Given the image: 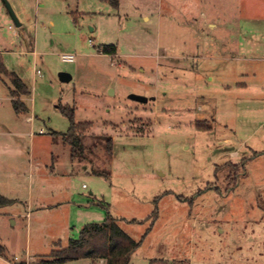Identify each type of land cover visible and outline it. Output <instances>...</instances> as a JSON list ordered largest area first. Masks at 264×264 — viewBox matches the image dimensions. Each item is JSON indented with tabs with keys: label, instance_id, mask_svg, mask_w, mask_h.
I'll return each mask as SVG.
<instances>
[{
	"label": "rangeland",
	"instance_id": "374dc122",
	"mask_svg": "<svg viewBox=\"0 0 264 264\" xmlns=\"http://www.w3.org/2000/svg\"><path fill=\"white\" fill-rule=\"evenodd\" d=\"M8 1L23 24L0 0V55L31 93L17 114L0 77V264H45L108 215L140 240L154 211L128 264H264V66L249 50L264 0ZM59 105L92 123L76 158L52 135L70 126ZM61 197L69 229L61 209L36 210Z\"/></svg>",
	"mask_w": 264,
	"mask_h": 264
},
{
	"label": "trees",
	"instance_id": "16d2710c",
	"mask_svg": "<svg viewBox=\"0 0 264 264\" xmlns=\"http://www.w3.org/2000/svg\"><path fill=\"white\" fill-rule=\"evenodd\" d=\"M112 6L118 7L120 0H106ZM103 53L109 55L117 54V46L115 44L105 45ZM5 76L9 79L10 96L12 105L17 114L27 113L29 111L22 97L29 96L31 90L24 79L15 71H10L6 67L2 55H0V77ZM61 112L69 119V129L65 133L53 131V137L59 138L66 144L71 146V157L76 158V150L78 147H84L83 136L92 127L91 122H77L75 118V106L59 105ZM106 141V149L109 154L113 153V138L104 135ZM11 202L0 195V205ZM157 212L154 211L149 219L152 220L151 225L147 228L143 238L151 231L154 221L157 218ZM132 222L138 220L132 219ZM143 238L136 240L127 234L119 224V218L108 215L101 223L85 224L78 238H70L68 243L63 246L60 242H55V247L49 255L43 257L45 264H62L69 261L88 258L93 261H103L102 264H128L130 257L142 244ZM0 255L6 256V249L0 243ZM177 264H189L180 261Z\"/></svg>",
	"mask_w": 264,
	"mask_h": 264
},
{
	"label": "crops",
	"instance_id": "0c3cea01",
	"mask_svg": "<svg viewBox=\"0 0 264 264\" xmlns=\"http://www.w3.org/2000/svg\"><path fill=\"white\" fill-rule=\"evenodd\" d=\"M20 21H21V18H20ZM23 24V23H22ZM212 25V23H210V26ZM214 25H216V24H214ZM22 26V25H21ZM218 43V42H217ZM253 44V46H254V43H252ZM220 46V48H221V46H222V44H221V42L219 41V43H218V46H214V50H215V48L217 47H219ZM260 47V48H259ZM204 48V47H203ZM249 50H251V52L253 53L252 54V56L253 57H250V58H252V60H256V61H260L261 63H262V65L264 66V42H262L261 43V45L260 46H258V48L257 49H253V47L252 48H250ZM213 51V50H212ZM260 52H262L263 54L262 55H259V53ZM202 56H204V55H202ZM223 57H218V59H222ZM236 57H232L231 59H235ZM246 59H249L248 57H245ZM9 70V69H8ZM10 71H13V70H10ZM21 77H22V75H20ZM23 78V77H22ZM24 98L25 97H22V99L24 100ZM155 100V99H154ZM1 105V104H0ZM29 109V108H28ZM29 112V111H28ZM27 112V113H28ZM28 120L29 121H32L33 119H32V116H28ZM61 133H63V132H61ZM42 134V133H41ZM71 158V157H70ZM55 169V168H54ZM53 168H52V170H51V174L52 175H59L60 173L59 172H57V171H55ZM56 177V176H55ZM60 183H62V182H60ZM63 195V194H62ZM68 195L69 196H72V194L70 193V191L68 192ZM69 200L70 199H65V197L64 198H62L61 197V199H57L56 201H55V203H49V205H42V202H40V203H38V204H36L37 205V207H36V210H38V209H43V208H47V207H54V208H57V210L58 209H61V216H62V218H60V220H61V223H63V226L65 225V227H67V229H69L70 228V222L68 223L67 222V219H64V218H66V216L67 215H65L66 214V212L65 211H67L66 209L67 208H64V205H65V203L67 204V203H69ZM83 206V205H82ZM63 208V209H62ZM33 210H34V207H33V205H30L29 206V208L27 209V212H26V214H24V216L26 215V217H28V218H32L33 216H34V213H33ZM36 212L37 211H35V215H36ZM70 239V238H69ZM69 239H68V241H69ZM5 249H6V252H7V248L5 247ZM1 256V255H0ZM3 257H6V256H3ZM101 262L103 263V261L101 260ZM40 263H43V262H40Z\"/></svg>",
	"mask_w": 264,
	"mask_h": 264
},
{
	"label": "water",
	"instance_id": "95a60500",
	"mask_svg": "<svg viewBox=\"0 0 264 264\" xmlns=\"http://www.w3.org/2000/svg\"><path fill=\"white\" fill-rule=\"evenodd\" d=\"M7 8H8V11L10 12L14 22L16 23V25L18 27H20L22 25L21 21L19 20L18 16L16 15L13 7L11 6V4L9 3L8 0H4ZM60 80L63 81V82H69L71 79H72V76L69 74V73H66V72H62L60 73ZM130 98L133 99V100H136V101H140V102H147L149 100L148 97H144V96H141V95H137V94H131L130 95ZM151 99H155L154 97H152Z\"/></svg>",
	"mask_w": 264,
	"mask_h": 264
},
{
	"label": "built area",
	"instance_id": "2783aa9c",
	"mask_svg": "<svg viewBox=\"0 0 264 264\" xmlns=\"http://www.w3.org/2000/svg\"><path fill=\"white\" fill-rule=\"evenodd\" d=\"M90 41H91V40H90ZM62 59H63L64 61L73 62V61L75 60V56H74L73 54H63V55H62ZM37 74H38L39 76L42 75V73H41L40 70H37ZM0 104H1V102H0ZM40 133H46V132H45L44 129H42V130L40 131ZM15 261H16V264H30V263L28 262L29 259H26V260H25L26 262H23V261L20 260L18 257H15Z\"/></svg>",
	"mask_w": 264,
	"mask_h": 264
}]
</instances>
